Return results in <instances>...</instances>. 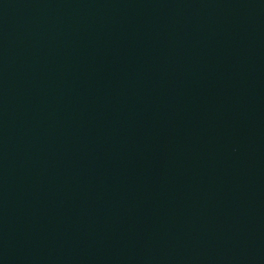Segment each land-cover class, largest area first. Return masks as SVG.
<instances>
[{
    "label": "water",
    "instance_id": "95a60500",
    "mask_svg": "<svg viewBox=\"0 0 264 264\" xmlns=\"http://www.w3.org/2000/svg\"><path fill=\"white\" fill-rule=\"evenodd\" d=\"M0 264H264V0H0Z\"/></svg>",
    "mask_w": 264,
    "mask_h": 264
}]
</instances>
